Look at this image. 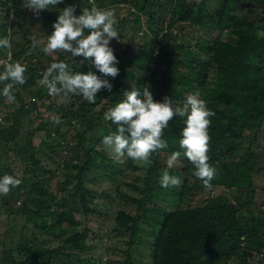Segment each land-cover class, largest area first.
Returning <instances> with one entry per match:
<instances>
[{"label":"trees","instance_id":"trees-1","mask_svg":"<svg viewBox=\"0 0 264 264\" xmlns=\"http://www.w3.org/2000/svg\"><path fill=\"white\" fill-rule=\"evenodd\" d=\"M94 1L98 8L116 14L115 27L123 42L113 39L109 45L118 60L115 78L103 76L84 57L42 51L54 31L57 8L39 13L32 38L24 0H0V13L13 17L11 24L4 22L0 37H6L10 28V37L18 33L23 41L14 45L10 60L9 49L0 48V58L27 69L26 83L12 90L13 101L6 102L0 94V108L5 109L0 116V177L8 174L22 180L0 198V221L22 218V230L32 227L31 234L27 230L17 233L19 238L13 236V245L2 250L0 264H112L99 252V232L88 224L107 215L113 219V231L128 234L126 264L147 258L149 264H252L254 256L264 264V215L253 207L254 176L262 165L258 142L264 133V0ZM67 2L76 9L92 6L91 0ZM187 26L201 32L194 43L184 32ZM140 33L146 38H139ZM33 39L39 43L28 55ZM61 61L73 73L91 70L107 79L111 92L99 91L95 104L69 94V101L60 105L51 101L40 111L36 99L51 100L40 84L43 73L51 63ZM144 87H150L155 101L163 102L168 96L181 106L189 94L199 92L216 113L210 118L208 155L217 175L210 190L224 188L225 193L192 206V198L206 190L193 175L194 166L182 155L179 166L167 169L166 158L182 151L178 142L186 118L179 116L164 130L168 148L153 154L150 167L131 159L114 162L102 141L117 126L103 120L104 112L122 101L125 91L136 88L142 93ZM25 93L32 97L30 101ZM101 104L104 107L98 110ZM58 117L64 127L54 125ZM36 118L39 124L25 134L23 128L32 126ZM48 123L54 125L50 130ZM40 132L45 133L44 139L35 145ZM164 170L180 177L181 187L162 188L159 180ZM105 177L125 203L113 215L103 203L113 197ZM231 191L237 193L230 196ZM163 192L178 194L176 209L153 202ZM11 228L12 224L6 226L1 236Z\"/></svg>","mask_w":264,"mask_h":264},{"label":"clouds","instance_id":"clouds-1","mask_svg":"<svg viewBox=\"0 0 264 264\" xmlns=\"http://www.w3.org/2000/svg\"><path fill=\"white\" fill-rule=\"evenodd\" d=\"M62 0H24L23 7L33 11L37 16L42 10L54 9ZM91 8L84 7L82 14L76 15L75 6H67L60 11L57 21L53 24L54 31L47 37L42 51L51 55L63 51L73 57L82 56L90 60L103 76L115 78L119 74L117 57L109 46L113 39L120 40L115 25L116 14L111 9L98 8L91 0ZM87 30L88 34H85ZM39 41L32 40L28 55L36 49ZM0 48L10 49L9 37L0 38ZM11 54L9 53V60ZM83 63V61H81ZM3 71L0 72V83H4L2 94L8 101L15 99L13 86L26 83V66L19 62L11 63L0 60ZM11 81V83H6ZM52 97L67 98L69 94H79L83 100L95 104L97 93L102 89L112 90L107 79L89 70L87 73H73L68 63L53 62L43 73L40 81ZM124 99L104 112L103 120L115 124V132L103 137V145L110 151L115 163L124 164L131 159L141 167H150L151 157L159 150L168 148L163 138L164 130L175 116L186 118L185 127L179 139L182 151L173 152L167 159V169L175 166L183 155L194 166L193 175L202 182L204 188L211 189L217 170L209 162L211 135V117L216 113L210 110L207 102L200 98V93L189 94L183 105L175 104L173 99L165 96L163 102L154 100L150 87L143 92L136 88L123 93ZM101 134H103L101 132ZM21 179L5 174L0 177V196L9 194L12 188L18 187ZM159 183L162 188H179L183 184L180 177L170 175L168 170L161 173Z\"/></svg>","mask_w":264,"mask_h":264},{"label":"rangeland","instance_id":"rangeland-1","mask_svg":"<svg viewBox=\"0 0 264 264\" xmlns=\"http://www.w3.org/2000/svg\"><path fill=\"white\" fill-rule=\"evenodd\" d=\"M67 1L68 0H66V1L62 0V3L64 6H62L61 4H59V6H55V8H57V10H59V14H60V11L62 9H64L67 6H70ZM71 1L74 2L75 0H71ZM193 1H196L199 3L201 0H193ZM94 3H95V1H94ZM210 3L211 2L209 1L208 4H210ZM95 5L98 7V5L96 3H95ZM121 5H123V4H121ZM82 10H83V7L79 6L76 9L75 14L76 15L82 14ZM27 12L30 14L28 16V25L31 29H33V35H31L33 38L34 35L36 34V29H34L33 21L37 20L36 18H39L40 14L37 16L31 10H27ZM7 20L11 24L13 22V17L12 16L7 17L5 13H0V29L3 27V25H5L4 22ZM38 24H39V22H37V25ZM133 26H134L133 20H130L129 28L131 29V27H133ZM13 30H14V27H13ZM190 30L192 31V33H190L191 35L189 34ZM206 31H207V33H209L211 30L207 29ZM184 32L188 35V39L190 40L191 43H194V41L198 40V37L201 34V32L200 31L197 32V29L194 28L193 26L192 27H190V26L185 27ZM10 35H11V32H10V28H9L6 31V37H9V39H10L11 48L9 49V51H10L9 53H11V57H13V55H12L13 50L12 49H13L14 45L17 43L22 44L23 41L21 40V37L18 36V33L16 35L11 36V37H10ZM4 37L1 36L0 38H4ZM126 37H128V36L126 35ZM138 37L139 38H142V37L146 38L145 33L144 34L140 33ZM185 39L184 38L180 39V42H184ZM122 42H123V40H121V42H119V43H122ZM135 49H136V47L134 46V50ZM39 54L41 55L40 50L37 53V55H39ZM79 57L82 59V56H79ZM0 60L7 61L6 58H0ZM1 68H2V65H0V72L3 71V70H1ZM6 83H11V81H8ZM16 85H14L13 88H15ZM3 87H4V83H2V89H3ZM25 94H26V100L30 101L32 99V97L30 95H28L27 93H25ZM69 97L70 96H68L67 98H64L62 95L60 97H52L51 96V100H48V98H44L43 100L36 99V101L38 103V107H39L40 111H44L46 105L49 102L52 101V102H55L56 104L58 103L60 105L64 102L69 101ZM5 101L8 102L7 99ZM102 107H104V106L101 104L98 107V110L101 109ZM12 108H13V105L11 104L9 109H12ZM106 108H107V105H106ZM4 111H5V109L4 108L2 109V107H1L0 108V116L1 117L4 116V113H5ZM39 122H40L39 118L34 119L32 126L30 124L27 125L26 127L23 128V132L26 134L29 130L32 129V127L35 128L39 124ZM48 122H50V121H48ZM60 123H61V119L59 117L57 119H55L54 125H58ZM54 125H51L48 123L47 124L48 129L50 130ZM74 125L80 127V125L78 123H76ZM61 126L64 127L63 122L61 123ZM44 136H45L44 132L38 133L34 138L35 145H38L41 142V140L44 139ZM258 144L259 145H258L257 150H258V153H261L260 154L261 156H259V158L262 162V165L258 167L259 171L254 176V181H255L256 187H257V192H256V198H255L256 203H254L253 207H254V209H256L257 213L263 212L262 215H264V150L262 148L264 146V133L260 135V140H259ZM167 159L168 158H166V160ZM17 164L18 163H16V165ZM180 164H181L180 161H177L175 166H179ZM19 166L20 165H17L14 168L21 175L22 171L20 170L21 168ZM89 178H92V177L90 176ZM104 180H105L106 189H108L109 191H111L113 193V197L110 200L105 199L103 201V203L106 206H108L110 212L113 215L120 209V207L124 206L125 203L122 200L118 199L117 195H115L114 185H108L109 181H108V179H106V177ZM127 192H134V191L127 188ZM223 193H225L224 188H215L213 190H210V189L203 190L202 192H199L198 195H196L192 198L191 205L196 206V205H198L199 202H202L204 199H208L210 196H216L218 194H223ZM226 193L228 194L227 191H226ZM235 193H237V192L231 191V192H229V195L231 196V195H234ZM1 197L2 196H0V198ZM178 200H179L178 194L176 195V194H172V193L163 192V194H161V195H155L153 202L160 204V205H163L164 207H167L171 210H174L177 208V205L179 203ZM23 221H24V219H22V218H18L15 221L10 218L11 223H9V221H7L5 219L0 221V261L3 258L2 250H7V249H9V247H11L13 245L12 239L14 238L13 237L14 235H16V237H18L19 235L17 233H21V231L26 232L27 230L29 231V234L32 233V227L31 226H29L27 229L24 228L22 230V222ZM11 224H12L13 228H11L9 233L5 236H1V232H4L6 230V226L11 225ZM88 224L90 226H92L94 232H96V233L99 232L98 242H99V244H101V248H100L99 252L103 251V256H104L103 259L108 258L109 260H111L112 264H126L125 260H126L127 255L125 254V250L128 247V244L126 243L128 240V234L120 235V234L116 233L115 231H113L114 222H113V219L110 218L109 215L103 216L101 218H97V217L93 218L92 220H90V222H88ZM51 245H56V242L52 243ZM140 250L143 251V249H140ZM144 261L145 262H140V263L137 262L135 264H149L150 263L149 258L145 259ZM252 264H259L258 263V257L254 256V258L252 260Z\"/></svg>","mask_w":264,"mask_h":264}]
</instances>
